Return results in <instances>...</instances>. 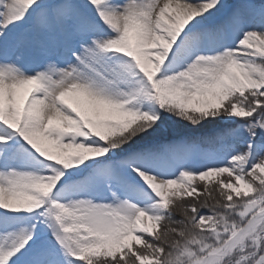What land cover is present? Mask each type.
I'll return each instance as SVG.
<instances>
[{"label": "snow or ice", "instance_id": "1", "mask_svg": "<svg viewBox=\"0 0 264 264\" xmlns=\"http://www.w3.org/2000/svg\"><path fill=\"white\" fill-rule=\"evenodd\" d=\"M0 264H264V0H0Z\"/></svg>", "mask_w": 264, "mask_h": 264}, {"label": "rangeland", "instance_id": "2", "mask_svg": "<svg viewBox=\"0 0 264 264\" xmlns=\"http://www.w3.org/2000/svg\"><path fill=\"white\" fill-rule=\"evenodd\" d=\"M161 2H163V0H161Z\"/></svg>", "mask_w": 264, "mask_h": 264}]
</instances>
